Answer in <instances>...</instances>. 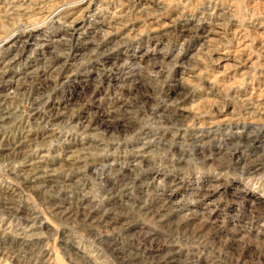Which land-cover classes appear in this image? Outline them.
Returning a JSON list of instances; mask_svg holds the SVG:
<instances>
[{
	"label": "rangeland",
	"instance_id": "1",
	"mask_svg": "<svg viewBox=\"0 0 264 264\" xmlns=\"http://www.w3.org/2000/svg\"><path fill=\"white\" fill-rule=\"evenodd\" d=\"M0 264H264V0H0Z\"/></svg>",
	"mask_w": 264,
	"mask_h": 264
},
{
	"label": "bare ground",
	"instance_id": "2",
	"mask_svg": "<svg viewBox=\"0 0 264 264\" xmlns=\"http://www.w3.org/2000/svg\"><path fill=\"white\" fill-rule=\"evenodd\" d=\"M218 25V24H217ZM15 31V30H14ZM217 31V30H216ZM211 38V37H210Z\"/></svg>",
	"mask_w": 264,
	"mask_h": 264
}]
</instances>
